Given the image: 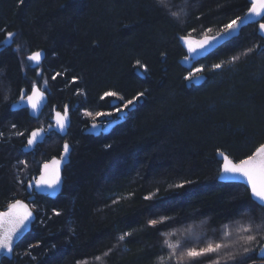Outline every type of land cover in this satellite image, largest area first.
Listing matches in <instances>:
<instances>
[{"label":"trees","instance_id":"16d2710c","mask_svg":"<svg viewBox=\"0 0 264 264\" xmlns=\"http://www.w3.org/2000/svg\"><path fill=\"white\" fill-rule=\"evenodd\" d=\"M166 3L0 0V43L14 34L0 50V211L27 199V183L41 164L69 146L62 193L37 195L31 231L2 264H209L217 257L169 261L165 240L180 244L177 257L190 247L231 241L220 264L259 262L264 227L255 225L264 222V208L244 185L219 180L218 153L239 162L264 144V39L257 24L244 28L194 65L202 70L193 76L203 73L205 80L189 85L192 73L180 63L187 40L219 33L251 5ZM40 49L46 58L32 68L27 55ZM36 85L49 96L39 118L13 110L22 90ZM114 98H122L121 109L133 101L123 121L107 134H86L96 115L116 110ZM55 108L69 110L67 135L52 132L24 152L30 132L47 126ZM162 216L172 219L162 224ZM250 222L251 233L238 231ZM232 229L237 236L224 235ZM125 233L131 235L120 240ZM250 234L256 240L245 244L240 237Z\"/></svg>","mask_w":264,"mask_h":264},{"label":"snow or ice","instance_id":"6c2138e0","mask_svg":"<svg viewBox=\"0 0 264 264\" xmlns=\"http://www.w3.org/2000/svg\"><path fill=\"white\" fill-rule=\"evenodd\" d=\"M250 7L248 8L247 13L245 14V17H237V19L232 20L230 23L225 24L223 26L224 33H230L232 31L237 30L240 27V21L247 19L249 22H255L259 24V30L260 32L264 33V23H260V19H264V0H249ZM158 6H164V8H167L168 5L166 3V0H157ZM170 11V10H169ZM171 16L179 18L180 13L171 11ZM207 31H211V29H208ZM14 34L9 32L7 33V40L3 43H7L12 40ZM212 39H215L213 37ZM210 41L206 38L203 43H201L200 47L203 48L205 43H209ZM194 51V49H193ZM249 52L252 51V49L248 50ZM30 61L39 62L41 59V53L35 52L31 56L28 57ZM233 59H236L235 57ZM139 63V62H137ZM215 68L221 67V65H214ZM56 75H59L57 73ZM53 79H55V76H53ZM44 84L47 85V81H44ZM115 93H105V96H115ZM140 96L143 95V93L139 94ZM44 94L40 92L38 88L33 87L32 89V95L27 96V103L30 105L33 112H37L38 109H40L41 105L39 104V100L43 99ZM138 98V97H137ZM122 99V98H121ZM20 101L24 102L25 97L23 95L20 96ZM132 100H128L124 103L123 108H127L128 105L132 104ZM117 112H122V109L120 107H116ZM88 115H92V113H88ZM100 115V114H98ZM108 115H111L109 113ZM57 117V127L60 130H63L65 128L66 123V116L61 117V114L59 112L56 113ZM119 119V117L117 118ZM15 127V125H13ZM93 127H96V125H93ZM43 129H39L37 131H33L30 135V137L27 139V146H33L37 142V137L40 136V134L43 132ZM17 135H23V133H17ZM68 145H64V152L67 153L68 151ZM220 155L224 158L225 163L223 166V173L226 174L230 178H239V179H245L246 178V184L250 186L251 189V195L253 198V202L257 203L261 208H264V145H261L255 152L254 155L249 156L247 159H241L238 163H233L231 160H229L224 154L221 152ZM59 161L53 160L52 166H53V172L49 173L50 165L48 163H45L43 165L44 172L40 175L39 179L34 178V183L30 181L28 183L29 188H36L40 191V193H44L45 190L51 189L54 190L60 182L59 177V171H58V165ZM176 187H182V185H176ZM151 198V197H148ZM115 202V201H114ZM55 215L59 216V212H55ZM32 219V212L28 210V205L23 204L21 201L17 200L15 203L8 204V210L5 212H0V257L5 256H11L13 254V247L14 242L18 241L25 233V231L28 229ZM169 217H160L159 222L165 223L168 221ZM157 220H151V225H156ZM262 227H264V222L261 224H256L255 228L256 230H260ZM238 231H244L251 233L253 231V224L250 222L247 226H241ZM174 233H161V235H171ZM131 235L130 233H125L119 237L120 240L125 239L126 236ZM224 235L230 236L231 233L228 231H225ZM245 244H250L253 241L256 240L255 235H248L246 237H240ZM165 245L169 249V255L168 260L171 261L175 257L177 259V262L183 257L187 256L191 261H195L200 257L204 256H210L213 253L217 254L216 258H213L209 264H220V259L222 258L220 256L221 250L225 248L232 247L231 244L227 243H215L208 242L204 247L202 248H195L190 247L187 248L186 251L182 252L180 257L176 256L177 249L180 248L179 243H171L168 240H165ZM251 249L249 247L243 248V253L247 254L250 252ZM261 252H264V247L260 249ZM227 258L230 260H235L236 256L233 253H228ZM0 264H2V260H0Z\"/></svg>","mask_w":264,"mask_h":264},{"label":"water","instance_id":"95a60500","mask_svg":"<svg viewBox=\"0 0 264 264\" xmlns=\"http://www.w3.org/2000/svg\"><path fill=\"white\" fill-rule=\"evenodd\" d=\"M245 14L243 16H241V17L242 18L245 17ZM239 23H240V27L237 30L232 31L230 33H224V31L222 30V31H220L219 33H217V34H215L213 36H208V37H205V38H203L201 40H198V41H193V40L188 39L187 40V42H188L187 55L185 57H183L181 59V61H180L182 66L185 67L188 71L191 72L193 70V68H194V65L198 61H200L201 59H203L206 56H208L210 53L215 51L218 47L222 46L223 44H225L228 41H230V40L234 39L235 37H237L244 28H246V27H248L250 25H254V24L256 25L257 24V26H258V34L264 39V33L260 32L258 23L249 22L247 19H244V20L240 21ZM260 23H264L263 19H260ZM213 37H215V39H212ZM206 38L210 42L209 43H205L203 48H201L200 45H201V43L204 42V40ZM3 44H4L3 42L0 43V50L2 49V45ZM193 49H194V51H193ZM35 52H40L41 53V59H40V61L38 63L35 62V61H30L28 59V57L31 56L32 54H34ZM45 58H46V51L44 49L33 51L29 55H27V60H29L31 62L32 68H37L40 64L43 63ZM137 71H138V73L141 74L140 70H137ZM204 80H205V75L203 73H198V74L193 76L188 81V84L191 85L192 83H194L196 85H199V84L203 83ZM34 87L38 88L40 90V92H42L44 94L43 99L38 101L39 104L41 105L40 109H38L37 112H33V110L31 109L30 105L27 103V99H26L27 96L32 95V91L30 93H27V90L25 88L22 90V93H21V95H23L25 97V101L21 102L20 101V97H19V99L16 102L13 103L12 109L13 110H20V109H25L26 108V109H28L29 114L33 118H39V116L42 114V112L44 111L46 105L49 102V96H48L47 92L44 91L43 89H41L38 85H36ZM120 104H121V99L120 98H114V99H112L111 107L112 108H116ZM134 106L135 105L133 104V105L130 106V108H133ZM57 112H59L61 114V117H65L66 116L65 128L63 130H60L57 127V123H56L57 122V117H56V113ZM126 113H127V110L123 109L122 112L119 113V119L115 118L112 115L99 116L96 120H94V121H92L90 123L89 127L85 130V133L86 134L95 135V136H98V135H100L102 133L103 134H107L113 129L114 126H116L117 124H119L120 122L123 121V117H124V115ZM105 122H107V123L105 124ZM69 125H70V114H69L68 108L64 112L61 111V110H58L57 108H55L53 116L50 119V123L46 127L39 126V127L34 128L30 132L29 137H30V135H31V133L33 131H37L39 129H43L44 130L40 134V136L37 137V142L33 146H27V144L25 145V147L23 149L24 152H26V153L33 152L39 145L44 143L46 138L52 132L58 133L61 136H66L67 133H68V126ZM93 125H96V127H93ZM262 145H264V144H262ZM256 150H255V152H256ZM255 152L252 155H254ZM220 153L221 152L218 153V158L221 161V171H220V174H219V180L222 181V182H225V183H239V184H242V185H244L245 187H247L249 189L250 194H251L250 186H248L246 184V178L245 179L230 178L226 174L223 173V166H224L225 160L220 155ZM222 153L224 154V156H226L233 163H238L235 160H233L232 158H230L226 153H224V152H222ZM68 156H69V153L67 152V153H64L63 155H61L60 157L55 156V157H52L51 159L43 162L41 164V166H40L39 173L33 175L32 178L29 180V182L32 181L34 183V178L35 179H39L40 175L44 172L43 165L45 163H48L50 165V168H49L48 171H49V173H52L53 172L52 161L53 160H57V161L60 162L59 165H58L60 182H59V185L54 190L48 189V190H45L44 193H40V191L38 189H36V188H29L28 187V183L29 182H28L27 183V191H28L29 197L27 199H17V200L21 201L23 204L28 205V210L32 212V219H31V223H30L28 229L25 231L24 235L18 241L14 242L13 254L11 256L0 257V260H2V263H3L4 260H12L14 258V252H15V248H16L17 244L31 231L32 225H33L34 221L36 220V213L34 211V208L31 206V203L35 201L37 195H45V196H48L50 198H56L58 195H60L62 193L63 185H64V169H65V166L68 163ZM247 158H245V159H247ZM251 197H252V195H251ZM16 201H14L13 203H15ZM7 210H5V211H7ZM5 211H0V212H5ZM262 247H264V243L261 246V248ZM260 249L258 250V258H259L260 262L257 263V264H264V252H261Z\"/></svg>","mask_w":264,"mask_h":264},{"label":"rangeland","instance_id":"374dc122","mask_svg":"<svg viewBox=\"0 0 264 264\" xmlns=\"http://www.w3.org/2000/svg\"><path fill=\"white\" fill-rule=\"evenodd\" d=\"M193 41H198V40H193ZM201 70H202L201 67L197 68L192 74H190L191 78L193 77V74H194V73H196V72H198V71H201ZM98 116H99V115H96L95 117H98ZM94 120H96V118H95ZM94 120H93V121H94ZM235 231H236V229H232L231 232H230L231 235H233V234L235 235ZM186 235H187V234H186ZM189 235H191V236L194 237V234H193L192 231L188 233V236H189ZM238 235H239V234H238ZM235 236H237V235H235ZM230 242H231V241H225V242H223V243L231 244V245L233 246V244L230 243ZM229 248H230V247H229Z\"/></svg>","mask_w":264,"mask_h":264},{"label":"flooded vegetation","instance_id":"af4514ba","mask_svg":"<svg viewBox=\"0 0 264 264\" xmlns=\"http://www.w3.org/2000/svg\"><path fill=\"white\" fill-rule=\"evenodd\" d=\"M123 109H124V108H122V110H123ZM119 113H120V112H117V111L115 110L114 112L111 113V115L114 116L115 118H118V117H119ZM106 123H107V122H105V124H106Z\"/></svg>","mask_w":264,"mask_h":264}]
</instances>
